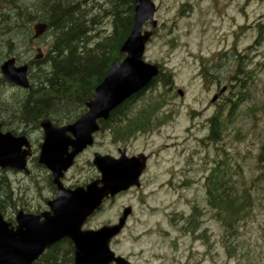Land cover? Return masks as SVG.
Wrapping results in <instances>:
<instances>
[{
  "label": "rangeland",
  "instance_id": "obj_1",
  "mask_svg": "<svg viewBox=\"0 0 264 264\" xmlns=\"http://www.w3.org/2000/svg\"><path fill=\"white\" fill-rule=\"evenodd\" d=\"M106 2L87 0L92 15L103 18L91 33L92 41L111 32L110 18L102 13ZM152 2L157 28L143 59L170 74L173 84L167 92L159 85L144 91L132 103L131 113L149 99H162L153 127L125 141L102 130L62 183L80 187L94 178V153L116 156L125 149L128 156L149 155L140 187L106 201L84 228L114 224L129 206L132 213L110 249L130 264H264V0ZM34 24L27 27L28 40H17L21 42H15L9 57L34 59L40 49L46 59L52 37L48 33L32 40ZM233 54L240 57L241 71ZM5 59L0 56V64ZM48 66L45 62L41 67ZM206 69L218 80L208 78ZM27 92L0 86V103ZM212 117L219 122V132L209 140ZM13 127L19 132L36 129L7 122L5 131ZM28 170L29 175L3 171L14 204L4 214L11 219L15 211L35 208L51 198L48 172L34 162ZM213 177L221 189L210 196ZM218 195L232 197L241 208L231 229L217 205ZM193 213L197 226L187 230Z\"/></svg>",
  "mask_w": 264,
  "mask_h": 264
},
{
  "label": "water",
  "instance_id": "obj_2",
  "mask_svg": "<svg viewBox=\"0 0 264 264\" xmlns=\"http://www.w3.org/2000/svg\"><path fill=\"white\" fill-rule=\"evenodd\" d=\"M133 25L130 34L120 47L125 57L112 62L103 80L85 103L86 111L63 127H54L44 118L39 126L43 132L37 162L51 175L57 195L48 201L49 211L41 215H15V226L6 222L0 212V264H34L46 250L62 240L73 247V264H130L110 249L111 241L123 230L131 207L123 209L115 224L97 229L84 228L88 219L99 211L103 201L131 188H139L140 177L146 168L147 156L127 157L125 150L119 157L94 154L92 165L99 178L85 187L66 189L61 179L74 164L75 158L93 144V135L99 131L98 121H107L110 114L127 100L150 86L160 69L144 61L145 47L157 27L156 11L152 0H134ZM148 24V30H143ZM48 29L44 23L32 27L33 39L41 37ZM40 49L35 60H41ZM27 66H15L9 58L0 65L4 82L27 90ZM223 92V90H222ZM182 96V93L178 91ZM215 97L212 99L214 102ZM1 128V125H0ZM30 145L25 136H13L0 130V169L29 173L27 158Z\"/></svg>",
  "mask_w": 264,
  "mask_h": 264
},
{
  "label": "trees",
  "instance_id": "obj_3",
  "mask_svg": "<svg viewBox=\"0 0 264 264\" xmlns=\"http://www.w3.org/2000/svg\"><path fill=\"white\" fill-rule=\"evenodd\" d=\"M106 4L108 8L103 9L102 13L104 17L110 18L111 32L97 41H92L91 33L103 18L92 15V7L87 5V0H0L2 59L14 53L17 40H28L27 27L32 23L46 24V34L49 33L52 37L51 48L46 57L49 65L47 70L40 69L38 74L33 75L35 85L31 86L23 97L15 96L11 102L0 103L1 121L37 127L42 118L72 121L84 110L85 102L93 96L94 89L107 74L111 63L123 59L120 47L133 25L134 0H107ZM232 57L241 71L240 57L236 58L234 54ZM209 72L205 70L211 79L214 76ZM214 79L218 80L216 77ZM172 84L171 75L161 70L150 89L159 85L167 92ZM3 85L0 81V86ZM139 97L114 110L109 120L101 123V131L106 129L113 139L125 141L135 133L151 129L152 118L162 107L163 100L149 99L140 110L132 114V103ZM210 129L208 139L214 140V135L219 132L216 117L210 119ZM213 178L216 179L215 186L212 191H207L210 196L221 189L217 177ZM217 201V205L221 206L227 216L226 227L231 229L232 221L240 214L241 208L228 195L224 198L218 195ZM11 202L13 201L9 179L6 173L0 170V211L3 214L6 210L14 208ZM190 220L187 230H195L197 224L194 213L190 215ZM72 263V245L64 240L48 249L35 264Z\"/></svg>",
  "mask_w": 264,
  "mask_h": 264
},
{
  "label": "flooded vegetation",
  "instance_id": "obj_4",
  "mask_svg": "<svg viewBox=\"0 0 264 264\" xmlns=\"http://www.w3.org/2000/svg\"><path fill=\"white\" fill-rule=\"evenodd\" d=\"M37 40H39V39H37ZM45 62H46V59L45 58H43V60H41V61H36L35 59H27V60H25V61H22V60H19V59H17V58H15V66L16 67H20V66H27V68H28V70H27V78H28V80H29V83H30V87L31 86H34L35 84H34V82H33V75L34 74H38L39 73V70L40 69H42V70H44L43 69V67H41L42 65H44L45 64ZM47 63V62H46ZM38 71V72H37ZM15 88V87H14ZM16 89H18V90H22V89H19V88H16ZM23 91H28V90H23ZM84 110H82V112H83ZM81 112V113H82ZM81 113H78L77 114V116L79 115V114H81ZM76 116V117H77ZM74 120H75V118L72 120V121H60V120H57V119H55V118H51L50 119V121H51V124L54 126V127H63V126H66V125H68V124H71V123H73L74 122ZM8 121L7 120H5V121H1L0 120V125H1V128H0V130H1V133H7L8 131H5L6 130V123H7ZM14 124V122L13 121H11L10 122V124L11 125H13ZM39 124H40V122H39ZM39 124H38V126L36 127V129H31V130H26L27 132H24V131H22V130H20L21 132H19V128H17V127H13L14 129H12V130H9L10 131V133L13 135V136H16V137H18V136H25L26 137V139H27V141H28V143H29V145H30V152H31V156L30 157H28L27 158V168H28V166H29V164H30V162H34L35 163V165L36 166H38V163H37V159H38V155H39V153H40V147H41V144H42V141H43V132H42V130H41V128H40V126H39ZM99 124H101V123H99ZM22 127V126H21ZM96 135V134H95ZM87 149H85V151H86ZM95 154V153H94ZM93 154V155H94ZM148 156V159H149V155H147ZM113 157H115V158H118L119 157V150H118V155H116V156H113ZM129 157H131V156H129ZM77 159V158H76ZM75 162H76V160H75ZM75 162H74V164H75ZM148 162V161H147ZM74 166V165H73ZM72 166V167H73ZM91 166H92V164H91ZM94 173H95V175H94V178H90L86 183H84L83 184V186H81V187H85L87 184H89V183H91L92 181H94V180H96V179H98L99 178V173L96 171V169L94 168ZM65 175V174H64ZM49 178H50V189H51V192H52V195H51V198H50V200H53L55 197H56V195H57V189H56V187L51 183V176H50V174H49ZM63 179V180H62ZM62 179H61V183H62V181H64V176L62 177ZM62 185H63V183H62ZM63 187L64 188H66V189H75L76 187L74 186V187H65L64 185H63ZM122 194V193H121ZM120 195V194H119ZM118 195V196H119ZM117 197V196H116ZM115 198V197H114ZM114 198H108V199H105L103 202H106V201H111L112 199H114ZM48 201L49 200H47L46 202H43V204L42 205H39V206H37V207H35V208H31V209H26V210H18V211H22L23 213H25V214H33V215H41L42 213H45V212H47V211H49V208H48V206H47V203H48ZM17 211V212H18ZM16 211H15V213H17ZM4 216V219H7V221L12 225V226H15V221H14V218L13 219H11L10 217H7V214L5 213V214H3ZM15 216V215H14Z\"/></svg>",
  "mask_w": 264,
  "mask_h": 264
}]
</instances>
